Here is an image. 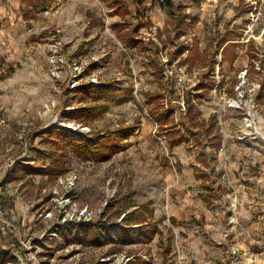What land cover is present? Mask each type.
I'll return each mask as SVG.
<instances>
[{
  "label": "rangeland",
  "instance_id": "1",
  "mask_svg": "<svg viewBox=\"0 0 264 264\" xmlns=\"http://www.w3.org/2000/svg\"><path fill=\"white\" fill-rule=\"evenodd\" d=\"M46 1L0 17V264L225 259L221 229L208 226L224 221L212 208L226 188L219 157L234 153L221 145L241 141L242 116H223L224 131L218 117L248 69L261 84L253 141L264 146V0H172L190 16L180 38L165 0H122L132 20L112 0H94L91 14L88 3ZM82 135L116 145L111 158L71 141ZM252 216L264 221L262 210ZM138 228L152 241L131 244L124 230ZM250 252L264 264V239L253 237Z\"/></svg>",
  "mask_w": 264,
  "mask_h": 264
},
{
  "label": "crops",
  "instance_id": "2",
  "mask_svg": "<svg viewBox=\"0 0 264 264\" xmlns=\"http://www.w3.org/2000/svg\"><path fill=\"white\" fill-rule=\"evenodd\" d=\"M8 1L11 4L13 3L14 10L23 3V0ZM67 1L84 5L88 3L89 7L87 9L83 8V10L89 11V14L93 11L92 4L96 5L94 0ZM1 2L5 1L0 0V3ZM46 2H48V0ZM48 3H50V1ZM95 7L96 6H94V9ZM14 10H0V17L6 16L11 19L15 15L16 11ZM168 61H172L170 60V56ZM208 121L209 120H206L205 123ZM178 127L180 128L181 126ZM205 127L206 126H204V128ZM259 143L260 141L253 140L233 142L231 140H223L222 142L221 146H224V151L221 153L226 154L228 151L227 148H230L233 150L234 157L229 159V157H223L221 154L219 157L218 171H221V173L219 172L221 175L219 176L218 183L226 188H222L221 198L218 199L220 207L219 205L216 207L217 203H219L217 201L216 205H213L212 208L216 211V215L218 216L217 219H224V221L223 223L209 224L208 227H211L213 230L221 229L218 245L223 248L227 257L216 264H226L228 260V254L222 244V236L225 229L231 228L233 231V241L242 250L240 259L234 264H253V253L250 252L253 248V237H257L260 240L264 239V221L253 223V221L250 220V218H253V211H264V195L261 194L257 186V183L264 182V173H262V170H264V155L259 152V147L262 149L264 146H260ZM198 156L200 159L201 155ZM259 168L261 171H259ZM253 172L257 174L253 175ZM253 179H255V186H253ZM221 213H223L222 216ZM253 229L256 230L257 234L253 232ZM247 242L248 245H246Z\"/></svg>",
  "mask_w": 264,
  "mask_h": 264
},
{
  "label": "built area",
  "instance_id": "3",
  "mask_svg": "<svg viewBox=\"0 0 264 264\" xmlns=\"http://www.w3.org/2000/svg\"><path fill=\"white\" fill-rule=\"evenodd\" d=\"M260 70V66L256 67ZM248 69L241 71L239 78L241 79L239 84L235 88L233 96H225L221 112H219L218 124L222 126L224 131L227 121L223 120V116L238 113L242 116V128L238 131V140L244 141L249 136L252 140L258 137L261 121V116L258 109L257 97L261 89V84L249 82ZM73 83H76L74 81ZM182 115H187V108L182 104ZM71 127V126H70ZM72 128V127H71ZM77 130L76 128H73ZM225 133V132H224ZM224 151V146L221 148ZM232 220V219H230ZM233 221V220H232ZM233 231L231 228H227L223 231L222 244L225 247L226 253L228 254V260L226 264H234L240 259L242 250L233 241Z\"/></svg>",
  "mask_w": 264,
  "mask_h": 264
},
{
  "label": "trees",
  "instance_id": "4",
  "mask_svg": "<svg viewBox=\"0 0 264 264\" xmlns=\"http://www.w3.org/2000/svg\"><path fill=\"white\" fill-rule=\"evenodd\" d=\"M144 0H138V5L141 6L143 4ZM195 2L199 3L202 0H194ZM167 4V13L168 17L170 19V23L175 31V34L178 38L185 35L187 28H189V24L187 23V20L190 18V16L183 12L182 6H176L172 0H165L164 1ZM114 7V11L116 14L120 15L121 17H126V15L131 16V20L133 19L132 12L129 8V5L123 2L122 0H112L111 3ZM128 5V6H127ZM141 24L136 26V30L141 29ZM138 43V42H137ZM174 56L170 55V60ZM97 92L101 93L102 97L103 95H108L112 89L108 88V86H103L101 89H97ZM85 141V146L83 144V147L85 148V151L94 158L93 155H96V160L98 161H106L111 158L112 153L114 149L116 148V145H110L107 144L104 140H98L95 144H93L89 139L88 136L82 135L79 138H71V141H74V143L77 145L81 142ZM182 141H173L171 143V147H176L180 145ZM104 147V152H100V149ZM207 187V186H206ZM130 214L126 215L125 220L129 217ZM124 220V221H125ZM127 234L128 239H130V243H138V242H150L153 239V231L148 230V228H141L137 230H124ZM2 242V239L0 238V244Z\"/></svg>",
  "mask_w": 264,
  "mask_h": 264
}]
</instances>
